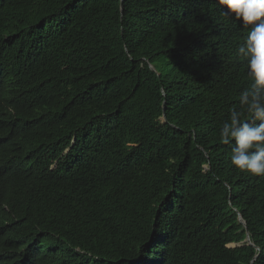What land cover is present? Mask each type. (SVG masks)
Masks as SVG:
<instances>
[{"label":"trees","instance_id":"16d2710c","mask_svg":"<svg viewBox=\"0 0 264 264\" xmlns=\"http://www.w3.org/2000/svg\"><path fill=\"white\" fill-rule=\"evenodd\" d=\"M121 1L0 0V264H264V176L220 136L247 29Z\"/></svg>","mask_w":264,"mask_h":264},{"label":"clouds","instance_id":"9594fccd","mask_svg":"<svg viewBox=\"0 0 264 264\" xmlns=\"http://www.w3.org/2000/svg\"><path fill=\"white\" fill-rule=\"evenodd\" d=\"M215 4L247 29L246 39L237 51L247 60L250 84L240 94V104L246 106L252 117V122H241V112L233 109L220 129V136L224 144L232 146V166L239 172L261 177L264 176V0H215ZM164 121L167 122L166 117ZM240 223L247 229L244 242L255 246L247 224Z\"/></svg>","mask_w":264,"mask_h":264},{"label":"water","instance_id":"95a60500","mask_svg":"<svg viewBox=\"0 0 264 264\" xmlns=\"http://www.w3.org/2000/svg\"><path fill=\"white\" fill-rule=\"evenodd\" d=\"M124 1H125V0H122V1H121V7L123 6ZM150 68H151L152 71H154V72L157 73V70L155 69L154 66L151 65ZM239 219H240V221H241L244 225H246V223L242 220V217H240ZM248 242H250V238H249V237H248Z\"/></svg>","mask_w":264,"mask_h":264}]
</instances>
